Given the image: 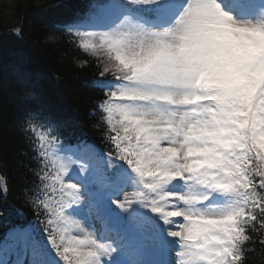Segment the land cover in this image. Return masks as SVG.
I'll list each match as a JSON object with an SVG mask.
<instances>
[{
    "label": "snow or ice",
    "instance_id": "obj_1",
    "mask_svg": "<svg viewBox=\"0 0 264 264\" xmlns=\"http://www.w3.org/2000/svg\"><path fill=\"white\" fill-rule=\"evenodd\" d=\"M123 6L107 30L75 33L111 61L100 64L112 80L98 107L114 149L78 158L55 129L38 132L44 113L30 111L25 130L43 164L32 204L46 218V246L17 226L0 253L19 245L38 257L18 264H143L120 257L148 239L161 264H246L253 235L264 237V0L240 13L223 0ZM74 169L91 172L92 185ZM9 190L0 177L4 198Z\"/></svg>",
    "mask_w": 264,
    "mask_h": 264
},
{
    "label": "trees",
    "instance_id": "obj_2",
    "mask_svg": "<svg viewBox=\"0 0 264 264\" xmlns=\"http://www.w3.org/2000/svg\"><path fill=\"white\" fill-rule=\"evenodd\" d=\"M104 1L0 0V177L10 188L6 198L0 192V236L31 223L47 235L46 218L32 204L42 185L37 148L25 130L30 111L42 110L45 119L36 121L56 126L64 137L82 132L111 144L98 107L105 94L95 86L100 64L111 61L103 52L98 61L69 28ZM261 241L253 235L246 264H264Z\"/></svg>",
    "mask_w": 264,
    "mask_h": 264
},
{
    "label": "rangeland",
    "instance_id": "obj_3",
    "mask_svg": "<svg viewBox=\"0 0 264 264\" xmlns=\"http://www.w3.org/2000/svg\"><path fill=\"white\" fill-rule=\"evenodd\" d=\"M111 9H113L112 7H111ZM108 8H105L104 9V15L106 16V15H108ZM102 16H100V17H98L95 21H94V24L96 23V21H98V22H100L101 23V20H102ZM103 23H108V20L107 21H104ZM93 24V25H94ZM87 25V24H86ZM86 25H82V26H79V27H82L83 29H87V28H91V26H93V25H89V26H87L86 27ZM45 133H47V132H45ZM76 152V154H77V156H78V158H84V159H89L88 158V156H89V154L88 153H85V152H83L82 150H80V151H75ZM92 159H95V158H90L89 160H92ZM77 172H78V170L77 169H74L73 170V172H72V177H73V179H75V180H78L79 182H80V180L78 179V175H77ZM84 178H89L90 180H91V182L93 181V174L90 172L89 173V175L88 176H83ZM91 185H92V183H91ZM90 185V186H91ZM132 191H134L133 189H128L127 190V192L129 193V194H131V192ZM123 199V198H122ZM121 199V200H122ZM156 250V249H155ZM157 250H158V248H157ZM153 252H151L150 254H147V253H145L144 255H142V261H144V263L145 264H148V263H150L151 262V260H152V256H151V254H152ZM45 255H44V257H43V259H45ZM35 258H38V257H35ZM32 259V257L29 259V260H31ZM147 262V263H146Z\"/></svg>",
    "mask_w": 264,
    "mask_h": 264
},
{
    "label": "bare ground",
    "instance_id": "obj_4",
    "mask_svg": "<svg viewBox=\"0 0 264 264\" xmlns=\"http://www.w3.org/2000/svg\"><path fill=\"white\" fill-rule=\"evenodd\" d=\"M242 5H243V7H241V8L244 10V8H245V5H246V4L243 2V4H242Z\"/></svg>",
    "mask_w": 264,
    "mask_h": 264
}]
</instances>
